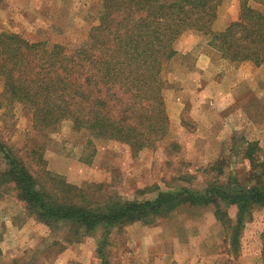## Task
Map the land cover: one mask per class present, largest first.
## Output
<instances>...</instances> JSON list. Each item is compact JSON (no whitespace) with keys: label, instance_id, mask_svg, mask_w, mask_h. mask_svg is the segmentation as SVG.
<instances>
[{"label":"rangeland","instance_id":"1","mask_svg":"<svg viewBox=\"0 0 264 264\" xmlns=\"http://www.w3.org/2000/svg\"><path fill=\"white\" fill-rule=\"evenodd\" d=\"M243 2L264 11L263 5L251 0H222L216 17L225 7V12H233L234 6L239 18ZM101 3L0 0V32L16 33L31 42L48 41L76 48L96 25ZM203 36L209 42L210 35ZM216 52L208 55L222 80H227L230 76L224 73H229L227 64L232 63ZM195 53L196 49L177 52L167 64L163 73L167 82L165 100L177 85L175 73L194 68ZM261 76L264 72L257 77ZM256 81L253 86H260ZM222 83L228 86L230 80ZM3 92L0 78V142L15 150L38 180L47 171L78 187L99 185L102 194L120 200H147L157 192L180 187L202 192L213 182L226 185L237 181L248 186L253 167L245 157L247 143L256 144L253 157L264 164V89L251 90L244 97L234 95V104L224 97L221 108H213L210 102L205 113L200 111V103L182 104L171 98V105H165L169 119L166 136L155 148L144 149L134 157L125 145L95 138L86 130H73L69 120L48 130L34 129L29 110L17 103L8 104ZM213 123L221 124L214 140L209 138L212 127H206ZM5 170L6 161L0 153V174ZM226 211L232 220L236 219L235 206H228ZM67 230L61 225L49 228L30 217L12 185H0V264L14 260L102 264L101 255L108 264H261L264 206H254L244 216L236 259L228 252L223 227L215 220L212 206L182 205L153 224L136 222L114 227L106 236L97 229L78 243L64 240Z\"/></svg>","mask_w":264,"mask_h":264},{"label":"trees","instance_id":"2","mask_svg":"<svg viewBox=\"0 0 264 264\" xmlns=\"http://www.w3.org/2000/svg\"><path fill=\"white\" fill-rule=\"evenodd\" d=\"M221 1L102 0L96 25L76 48L31 42L1 31L3 94L8 104L29 110L34 129L48 130L69 120L73 130L125 145L134 157L155 148L167 134L163 73L176 56L174 43L183 33L210 35L209 46L231 63L264 62V11L243 2L239 20L213 33L211 25ZM251 1L264 6V0ZM255 150L256 144L247 143L245 157L253 167L248 186L213 182L202 192L180 187L157 192L151 199L124 201L102 194L99 185L78 187L47 171L38 180L16 151L0 142L6 161L0 185H12L16 198L36 221L49 228L68 227L67 243L81 242L97 229L106 236L114 227L150 225L182 205L212 206L228 252L236 259L244 216L254 206H264V164L254 159ZM228 206L236 207L235 220L228 216ZM261 240L264 264V235ZM101 258L102 264H108Z\"/></svg>","mask_w":264,"mask_h":264},{"label":"crops","instance_id":"3","mask_svg":"<svg viewBox=\"0 0 264 264\" xmlns=\"http://www.w3.org/2000/svg\"><path fill=\"white\" fill-rule=\"evenodd\" d=\"M231 9L233 12L230 13L225 12L226 7L219 11L218 16L211 25V32H222L230 23L239 19L237 9L234 8V6ZM175 49L176 52L181 51L183 53H189L196 49V53L193 56L194 68L190 71H178L175 73V78L173 79L176 80L177 85L172 93L173 95L165 100L166 108L168 106L167 104L171 105L172 103L170 99L176 98L177 100H181L182 104L200 103V106H203L200 111L205 113V108L208 107L210 102L214 103L213 108L217 105L221 108L224 97L231 99L229 103L233 102L232 104H234V95H243L244 97L247 92L251 90L264 89V76L257 77L258 74L264 72V62L259 66H255L251 62L227 64L229 73L225 71L224 74L225 76L227 74L230 78L223 80H230V85L223 86L221 75H219L220 73H218L216 65L212 64L211 56L208 55L211 51L213 53L215 50L209 46V42H207L205 37L200 33L188 32L181 35L177 40ZM255 79L260 86H253ZM211 97H213L212 101H210ZM216 97H218V99ZM187 98L190 99L188 100ZM241 99L239 100L240 103L242 102ZM218 102H221V104ZM236 111H238V109H236ZM242 119H244V117ZM206 127H212V136H209V138L213 137L214 140L217 134L216 132L221 128V124L213 123V126L211 124H206ZM216 138H218V140L220 139L219 136H216Z\"/></svg>","mask_w":264,"mask_h":264}]
</instances>
